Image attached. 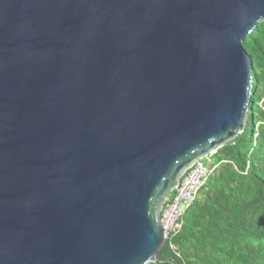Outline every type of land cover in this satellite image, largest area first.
<instances>
[{
    "label": "water",
    "instance_id": "water-1",
    "mask_svg": "<svg viewBox=\"0 0 264 264\" xmlns=\"http://www.w3.org/2000/svg\"><path fill=\"white\" fill-rule=\"evenodd\" d=\"M264 0H0V264H149L181 176L246 130Z\"/></svg>",
    "mask_w": 264,
    "mask_h": 264
},
{
    "label": "trees",
    "instance_id": "trees-1",
    "mask_svg": "<svg viewBox=\"0 0 264 264\" xmlns=\"http://www.w3.org/2000/svg\"><path fill=\"white\" fill-rule=\"evenodd\" d=\"M243 46L254 77L246 130L203 159L207 180L149 264H264V22Z\"/></svg>",
    "mask_w": 264,
    "mask_h": 264
},
{
    "label": "built area",
    "instance_id": "built-area-1",
    "mask_svg": "<svg viewBox=\"0 0 264 264\" xmlns=\"http://www.w3.org/2000/svg\"><path fill=\"white\" fill-rule=\"evenodd\" d=\"M204 158L197 160L184 172L172 199L167 200L162 207L160 223L165 232V242L180 231L183 214L193 204L210 174Z\"/></svg>",
    "mask_w": 264,
    "mask_h": 264
}]
</instances>
